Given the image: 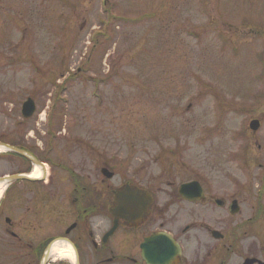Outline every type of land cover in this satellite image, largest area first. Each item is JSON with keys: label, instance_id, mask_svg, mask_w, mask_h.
<instances>
[{"label": "rangeland", "instance_id": "obj_1", "mask_svg": "<svg viewBox=\"0 0 264 264\" xmlns=\"http://www.w3.org/2000/svg\"><path fill=\"white\" fill-rule=\"evenodd\" d=\"M103 1L0 0V111L124 177L264 191V0Z\"/></svg>", "mask_w": 264, "mask_h": 264}, {"label": "flooded vegetation", "instance_id": "obj_2", "mask_svg": "<svg viewBox=\"0 0 264 264\" xmlns=\"http://www.w3.org/2000/svg\"><path fill=\"white\" fill-rule=\"evenodd\" d=\"M36 115L0 111V264H264L262 185L124 177Z\"/></svg>", "mask_w": 264, "mask_h": 264}, {"label": "water", "instance_id": "obj_3", "mask_svg": "<svg viewBox=\"0 0 264 264\" xmlns=\"http://www.w3.org/2000/svg\"><path fill=\"white\" fill-rule=\"evenodd\" d=\"M34 111H35L34 102L32 101V99L29 98L22 105L21 112H22L23 118L31 117ZM248 127H249V130H251L252 132H255L259 127V121L257 120L250 121Z\"/></svg>", "mask_w": 264, "mask_h": 264}, {"label": "bare ground", "instance_id": "obj_4", "mask_svg": "<svg viewBox=\"0 0 264 264\" xmlns=\"http://www.w3.org/2000/svg\"><path fill=\"white\" fill-rule=\"evenodd\" d=\"M1 149V148H0ZM1 151V150H0Z\"/></svg>", "mask_w": 264, "mask_h": 264}]
</instances>
